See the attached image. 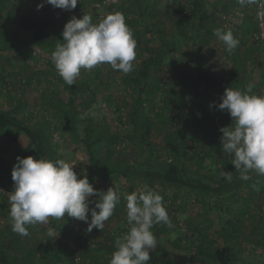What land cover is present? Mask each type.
Listing matches in <instances>:
<instances>
[{"label": "rangeland", "instance_id": "obj_1", "mask_svg": "<svg viewBox=\"0 0 264 264\" xmlns=\"http://www.w3.org/2000/svg\"><path fill=\"white\" fill-rule=\"evenodd\" d=\"M103 1L78 0L76 8L67 11L44 0H7L4 10L8 20L0 26V109L26 120L46 141L47 159H64L72 164L78 179L92 173L96 162L123 165L126 153L144 163L149 155L148 141L157 143L158 159L152 167L162 169L170 158L167 139L171 135L180 137L188 147L186 167L192 172L211 179L230 172L234 178L239 173L230 163L232 157L222 151L220 139V129L230 126L232 119L227 111L210 108L209 104H219L235 79L238 90L245 91L253 83L251 94L264 95V42L254 41L259 13L264 12L261 0L245 6L238 0H204V7L214 16L203 23L193 18L194 39L184 44L175 43L180 30L178 19L189 15L193 0ZM41 3L44 6L37 10ZM115 12L124 15L135 42L137 38L143 40L136 43L134 70L125 75L107 64L91 71L82 69L76 80L80 89L72 102L69 85L57 74L51 60L56 45L63 40L64 26L72 16L80 19L90 15L95 24ZM22 14L50 18L51 27L42 39L17 25ZM217 28L231 30L239 40L231 53L214 35ZM200 38L218 49L212 72L225 86L204 89L192 101L189 66L182 51L193 47ZM147 44L153 45L157 53L161 50L157 46L164 45L169 58L156 63L147 89L141 92L130 78L141 77L140 64L150 56ZM172 88L187 93L177 96L170 93ZM67 115L75 120L77 134L63 130ZM86 128L93 140H99L91 152L82 142ZM31 156L44 159L35 147ZM17 157L25 158L19 149L0 139V264H77L78 257L83 264H109L116 238L129 229L125 195L144 186L163 197L172 222V227L156 224L151 229L157 247L150 251L147 264H175V246L197 251L223 247L227 243L223 231L228 221L237 226L232 228L235 235L228 240L239 254L237 264H264V181L257 186L243 184L231 211H223L215 207L218 195L118 176L111 187L119 193L120 203L103 230L93 228L89 233L86 223L65 216L61 220L50 218L48 225L27 226L30 235L22 236L12 231L7 194L13 190L8 176ZM48 227L59 235L55 240L46 235Z\"/></svg>", "mask_w": 264, "mask_h": 264}, {"label": "clouds", "instance_id": "obj_2", "mask_svg": "<svg viewBox=\"0 0 264 264\" xmlns=\"http://www.w3.org/2000/svg\"><path fill=\"white\" fill-rule=\"evenodd\" d=\"M257 2L238 0L241 6ZM44 3L72 11L78 0H44ZM261 3L264 6V0ZM43 6L38 4L37 10ZM61 35L63 40L56 45L51 60L57 74L69 86L76 83L82 69L91 71L107 64L125 75L134 70L136 42L120 12L109 13L95 24L90 15L80 19L72 16ZM214 35L229 53L239 45L231 30L217 28ZM253 87L249 83L245 91L226 88L219 104H209L210 108L227 111L232 119L230 126L220 129L222 151L232 157L230 163L239 179L245 181L251 179V174L264 176V95L251 94ZM223 175L229 182L232 180L230 172ZM11 178L14 187L7 193L9 220L12 231L22 236L30 235L27 226L48 225L50 218L61 220L65 216L86 223L89 233L93 228L103 230L120 203V195L113 187L107 191L95 189L87 175L78 179L73 165L64 159L17 157ZM94 196L97 199H90ZM125 200L129 229L116 238V250L109 264H147L150 251L157 247L151 229L156 224L172 227V222L163 206V197L147 186L126 194ZM46 235L51 240L59 236L52 227L47 228Z\"/></svg>", "mask_w": 264, "mask_h": 264}, {"label": "trees", "instance_id": "obj_3", "mask_svg": "<svg viewBox=\"0 0 264 264\" xmlns=\"http://www.w3.org/2000/svg\"><path fill=\"white\" fill-rule=\"evenodd\" d=\"M7 0H0V26L4 25V22L8 20V15L5 13L4 5ZM262 5H260V9ZM189 15H181L178 19L180 30L178 32V39L175 43L184 44L189 40L194 39L192 35V19L199 18L203 23L206 19H211L214 15L209 13L204 7V0H193L189 10ZM17 25L29 32L34 33L35 38L42 39L47 31L51 27V20L49 17L39 18L36 15L22 14L17 18ZM141 38H137L136 43H142ZM264 42V41H263ZM165 42L164 44H167ZM262 43V42H261ZM260 44V43H259ZM170 47V45H167ZM150 56L143 61L140 66L141 77H131L130 80L141 87V92L147 89V82L153 74V69L156 63L166 61L169 58V54L164 45H158L160 47L159 53L155 51V47L151 44L145 46ZM170 50L171 47L169 48ZM168 56V57H167ZM182 57L188 64V75L190 76L192 93L190 98L195 101L201 96L202 90L220 86H225V83L218 80L212 72L214 61L218 57V49L210 42L203 38L198 39L195 45L190 48H186L182 51ZM237 77V73L235 74ZM238 79H235L232 86L236 88ZM72 97L71 101L74 102L75 95L79 92L80 87L75 83L69 86ZM171 94L184 95L187 90H178L172 88ZM169 97V96H168ZM63 130L72 134H77V127L75 120L67 115L65 117V123ZM0 139L8 143L22 152L23 157L31 156V149L36 148V152L39 156L47 159V145L46 141L42 139L39 132L36 131L26 120H20L14 113L0 109ZM99 141V140H98ZM97 139L93 140L89 128H86L85 135L82 138V142L86 145L89 152L92 151L93 145L97 144ZM184 142V141H183ZM169 146V160L166 161L162 169H155L152 167V162L158 159L157 143L155 141H148V158L144 163H139L136 155L126 153L124 157V163L121 166H117L112 163L110 166L105 163H95L94 170L87 178L90 184L98 190L107 191L111 187V182L115 177L125 176L135 179L147 180V181H159L167 186H178L188 190H196L199 192L212 193L219 196V201L216 202V208L219 210L231 211L233 201L238 199L240 194V187L243 184H249L253 186L260 185L264 181V176H257L251 174L250 180L239 179V174H236L234 178L229 182L224 176H216L210 178V176H201L192 172L186 167V160L188 157V147L182 143L180 137L171 135L167 139ZM160 158V157H159ZM14 166V165H13ZM10 169L8 176V182L14 187V182L11 178ZM227 199L228 203L225 202ZM234 227V228H233ZM236 224L233 221H228L227 227L224 228V238L226 244L214 251L200 250H188L181 246H175L173 248L175 255V264H195L198 261H202L206 264H237L239 260V254L235 249V246L228 243L229 239H232L235 235ZM82 259V258H81ZM83 264V260H82Z\"/></svg>", "mask_w": 264, "mask_h": 264}, {"label": "built area", "instance_id": "obj_4", "mask_svg": "<svg viewBox=\"0 0 264 264\" xmlns=\"http://www.w3.org/2000/svg\"><path fill=\"white\" fill-rule=\"evenodd\" d=\"M118 0H104L103 3L111 4L112 2H117ZM261 13V12H260ZM259 13V27L258 31L254 34V41L259 44L264 41V16ZM81 257L77 258V264H82Z\"/></svg>", "mask_w": 264, "mask_h": 264}]
</instances>
